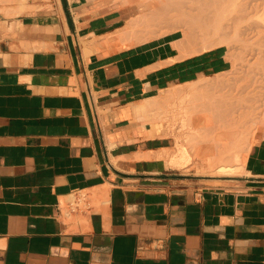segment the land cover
Wrapping results in <instances>:
<instances>
[{"label": "crops", "instance_id": "obj_1", "mask_svg": "<svg viewBox=\"0 0 264 264\" xmlns=\"http://www.w3.org/2000/svg\"><path fill=\"white\" fill-rule=\"evenodd\" d=\"M134 2L0 0V264H264V122L240 174L169 165L136 108L228 60L125 41Z\"/></svg>", "mask_w": 264, "mask_h": 264}, {"label": "bare ground", "instance_id": "obj_2", "mask_svg": "<svg viewBox=\"0 0 264 264\" xmlns=\"http://www.w3.org/2000/svg\"><path fill=\"white\" fill-rule=\"evenodd\" d=\"M134 4L137 5L140 14L127 19L123 28H120L121 31L119 30L120 36L124 39L130 40L131 43L148 40L155 36H158L160 39L170 36L175 38L178 37L180 43L182 42L189 45L198 36L204 39L210 34L213 36V33L215 35V33L219 32L221 35L226 33V36H221L223 40L220 38L219 41L221 40L224 42V45L226 44L230 47L232 44L231 42H228L230 41L229 39L225 40V37H229L227 36V32H232L229 35L236 38H234L236 41L235 44H237L238 41L237 45L241 46L242 50L248 54V57L245 55V57H247V63L245 62L247 67H245V63H243L244 67L241 63L242 67L247 68V71L248 68L252 70L251 68L254 69V67L251 65L252 67L250 68V64H256L259 62L262 64L260 67L256 68L258 72L263 71L264 74V0H135ZM216 35L219 36V34ZM201 38L200 40H202ZM202 42L203 45L196 51L202 52L220 44L218 41H215L218 44L210 42L209 44H205V40H202ZM230 49L228 48V50ZM242 50H240L241 54L244 53ZM196 51H193L192 54ZM185 55H188V53ZM242 56L244 57V55ZM240 59L245 60V58L242 59V57H240ZM248 59H254L256 61H247ZM248 62L252 63L248 64ZM206 77L207 76H204L197 81L200 82ZM203 83L201 82V84ZM213 86L215 87V85ZM256 86L252 84V82L251 84L246 83L243 85L230 86L227 91H225L227 94L223 95L224 99L222 98V100H211L206 98L210 93L209 89H205V94L207 95L205 97L206 99H202L200 107L197 108L196 111H193V113H198L197 115H192L191 113L188 114V111L185 109L184 98L182 97L180 99V107L183 109L182 112L188 114L187 119L191 126L195 128L197 127L196 125H200V123L208 122L206 125L203 123V126H205L204 128H207L208 125L209 128V124L212 123L210 125L212 127V142L203 140L204 138L200 140L198 139V141H192L193 143L190 144L189 147L194 155L198 157V159L204 163L202 164L208 169H212L218 174L224 176L240 174L243 171L245 154H240L235 151L232 153L230 159H227L228 157L225 158V156L222 155L223 150L220 151L221 146H223L220 139L222 137H227L230 140H233L243 135L239 127H241L244 122L246 123L245 119L249 115V110L261 100L256 98ZM183 94H185L183 89L177 91L167 90L159 98L161 102L160 104H165L174 96H183ZM246 103H248V106L245 105ZM262 107L263 113L261 112V118L256 121L257 124L264 122V106ZM145 109V105L142 104L136 108V112L141 114L146 120H156L157 123L154 124V127L161 130L158 122L167 116L166 113H168L169 110L161 107L160 114L158 113L157 116L154 114V118H151L146 114ZM187 119H185L186 124L188 123ZM247 125L248 124L246 123V126ZM249 134L251 138L252 131ZM203 136H205V134H203ZM175 142L174 154L172 153L173 155L170 156L172 158H169L170 160H168V164L175 168H182L187 166L191 160V155L189 154V149L186 145L187 143H180L178 139ZM220 143L222 144L221 146Z\"/></svg>", "mask_w": 264, "mask_h": 264}, {"label": "rangeland", "instance_id": "obj_3", "mask_svg": "<svg viewBox=\"0 0 264 264\" xmlns=\"http://www.w3.org/2000/svg\"><path fill=\"white\" fill-rule=\"evenodd\" d=\"M130 13L133 16V15L140 14V11H139L138 7H137V9L135 7H133V10H131ZM231 33L227 32V36H229V37L228 38L225 37V40L229 39L230 41H228V42L229 43L231 42L232 45L231 44L230 45L232 47L231 46L228 47L226 44L224 45V42L221 41V40H223V38H221V36L222 37L226 36L225 35L226 33L224 35H221V33H219V32L215 33V35L213 33V36L210 34V35H208L209 37L207 36L204 39L197 35L198 37H196L191 42V44H189V45L186 44L188 46L189 50L191 52H193V51H196L198 48H200L203 45L202 40H205V42H204L205 44H207V43L209 44V42L218 44L217 42H215V41H218L220 43L218 45L223 48V52L225 53V57L228 60V66L224 70H221L219 72H217V71L208 72V74L206 75L207 77L204 78L203 80H201L200 82L196 80V81L191 82L189 84L183 83V84L175 85L177 87L174 86L175 88H172L169 91H173V90L177 91V90L183 89L185 91V94H183V96L182 95H176L173 97L174 99L171 98L173 100L170 99L169 101H167V103L160 104L161 107L167 108V110H169L168 113H166L167 116L162 118L161 120H159L158 123L160 124V127H162L165 131H169L171 133L167 136H170L171 141L173 142L172 153L174 154V149H175L174 146L176 144L175 141L177 139H178V141H180V143H185V144L187 143L186 145L188 146L189 154L191 155V160L189 161L187 166L180 168V170L182 172L187 173V174H191V175H195V176L196 175L204 176V177H207V176H209V177L210 176H224V175L218 174L217 172H215L212 169H208L205 165H203L204 163L200 159H198V157H196L194 155L193 151L189 148L190 144H192L195 140L198 141V139L200 140V139L204 138L203 140H207L209 142L210 141L212 142V139H211L212 127L210 126L212 123L209 122L210 123L209 128H208V125H207V128H204L205 126H203L204 124L205 125L208 124V122L207 123L203 122L204 124L200 123V125L198 124V125H196L197 127L194 128L193 126H191L189 124V120L187 119V116L189 113H191L192 115L198 114L195 112L193 113V111H196L197 108L200 107V103H201L202 99L209 98L211 100H218V99L222 100L223 95L227 94L225 91H227L228 87H230V86L243 85L246 83L251 84V82L255 86L257 85L256 87H257L258 92L256 91L255 95L257 94L256 98L258 100L259 99H261V100H259V103L258 104L256 103L255 106L249 110V115L245 119V121L248 125L246 126V123L244 122L242 124V126L239 127V129L242 131L243 135L239 136L238 138H235L233 140H230L227 137H224V138L222 137L220 139V142L223 144V146H221L222 144L220 143V146H221V148L219 146L220 151L223 150L222 155L225 156V158L228 157L227 159H230L232 153L235 151L239 152L240 154H246V150H247L248 146L254 142V140H255L254 136L256 135L257 131L262 127V125H260V123L257 124V122H256L261 118L260 115L262 116V113H263L262 112L263 111L262 106H264V74H263V71L258 72V70L256 68V67H260L262 63L258 62L256 64H250L256 60H254V59L249 60L248 59L247 61H252L250 63L248 62V64H250V68L252 66L254 67V69L251 68L253 71L250 70L249 68H248V71H247V68H243L244 67L243 63L246 62L248 54L244 50H242L241 46L237 45L238 41H237V44H235L236 38L234 37L235 38L234 39L233 37H231V35H229ZM216 34H219V36ZM151 38H153V37H151ZM154 38H158V36L157 37L155 36ZM200 38L202 40H200ZM220 38H221L220 41L223 44L219 41ZM125 41L129 42L130 44L137 43V42L131 43V41L128 39H125ZM142 41H146V40H142ZM139 42H141V41H139ZM218 45H215V47H217ZM227 47L229 49L230 48L231 49L228 50ZM212 48H214V47H212ZM208 49H210V48H208ZM239 49L242 50V52H244V53L241 54ZM196 52H198V51H196ZM242 55H244V57ZM245 55L247 57H245ZM240 57H242V59L245 58V60H241ZM249 58H251V57H249ZM241 63L243 64V67H242ZM246 63H245V67H247ZM203 81H204V83H203ZM248 81H250V82H248ZM201 82L204 85L201 84ZM213 85H215V87L216 86L217 87L215 88ZM205 89H207V90L209 89V93L211 95L209 94V96H207L205 94ZM218 92H220V93H218ZM219 94H220V96H219ZM182 97L184 98L185 109L188 111V114L187 113L184 114L182 112L183 109L180 107V99ZM245 105L248 106V103H246ZM161 107H159V111L157 113H155L156 116L158 113L160 114V111H161L160 108ZM156 108H158V107H156ZM260 108H261V110H260ZM182 118H184V119H182ZM249 118H250V120H249ZM185 119L188 120L187 124H186ZM184 120H185V122H184ZM183 122H184V125H183ZM204 129H205V132H204ZM251 131H252V136L250 138L249 133H251ZM203 134H205V136H203ZM177 136H179V137H177ZM173 154H171V156ZM226 155H229V156H226ZM170 158H172V157H170Z\"/></svg>", "mask_w": 264, "mask_h": 264}, {"label": "built area", "instance_id": "obj_4", "mask_svg": "<svg viewBox=\"0 0 264 264\" xmlns=\"http://www.w3.org/2000/svg\"><path fill=\"white\" fill-rule=\"evenodd\" d=\"M84 201H85V196L84 195L81 194V195L77 196L76 198H74L70 202V204H69L70 210L71 211H76V210L80 209L81 206L83 205L81 203L84 202Z\"/></svg>", "mask_w": 264, "mask_h": 264}]
</instances>
